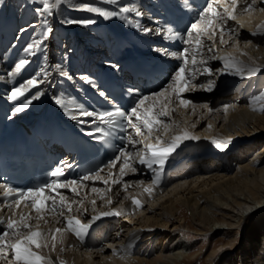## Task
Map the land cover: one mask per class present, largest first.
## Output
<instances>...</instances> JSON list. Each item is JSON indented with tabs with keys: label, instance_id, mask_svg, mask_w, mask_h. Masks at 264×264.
Returning a JSON list of instances; mask_svg holds the SVG:
<instances>
[{
	"label": "bare ground",
	"instance_id": "6f19581e",
	"mask_svg": "<svg viewBox=\"0 0 264 264\" xmlns=\"http://www.w3.org/2000/svg\"><path fill=\"white\" fill-rule=\"evenodd\" d=\"M170 1L117 0L116 4L110 5L104 0H62L53 15L41 16L36 11L42 6L39 0H0V87L6 84L12 90L36 76L42 82L24 95L27 99L32 96L38 98L18 115L22 117L42 110L52 115L65 112L66 115H77L80 105L77 103L76 91L82 88L78 89L81 84L91 83V78L96 74L93 69L96 65L104 64L100 68L108 66L119 69V63L122 67L126 66L130 56L157 51L156 44L160 39L158 35L166 29L161 14L165 9L163 2L166 4ZM84 3L112 12H118L124 6H135L142 15L130 12L104 17L78 10ZM262 8L264 0H256L250 12H243L241 8L236 21H229L236 43H217L219 51L215 52L217 56L231 54L246 65H259L261 71L251 76L220 73L217 70L224 67L223 61L209 59L214 53L204 49L203 59L207 60L206 66L211 67L213 73L211 76L198 74L193 84L198 81V85H206L207 80L212 79L215 87L209 91L210 94H193L194 99H200L193 106L202 107L205 113L202 114L201 110V115L191 127L181 120L177 121V109L186 108H176L175 104L171 106L175 111L168 122L174 120L175 125L164 139L167 140L173 133H180L187 128L203 141H184L168 158L155 183V170L159 166L153 165V169H149L137 163L134 165L137 171L129 172L123 178L129 184L126 192L122 185H116L101 199L99 194L91 192L92 187L107 189L100 181H85L88 187L82 190L80 196L61 190L70 201L83 199L87 212L83 209L77 211V204L73 205L71 213L83 223H88L100 212L123 210L124 214L121 216L101 217L89 229L91 232L99 228L102 242L114 235L111 241L108 240L109 244H95L92 248H87L74 233L66 231L57 234L55 251L50 247L37 251L50 256L54 262L63 260L66 264H191L192 260L188 258L190 242L184 238L181 230L190 229V224L181 215L186 207H180V204H184L190 210L196 225L194 232L208 233L210 237L220 233L216 242L226 239L209 252L205 263L201 261L200 254L192 257L193 261L198 260L197 264H264V143L261 149L255 150V143L249 142L243 150L239 149L237 152V149L218 150L215 144L205 140L247 138L257 133L259 128L264 129V113L259 110L264 102L261 100L255 105L252 103V98L260 94L259 89L264 82V29L259 27L264 25ZM152 10L154 12L151 14ZM158 15L162 20L157 19ZM144 18V24L139 25ZM68 20L94 22L68 23ZM137 25L140 28L136 30L134 28ZM47 27L52 32L44 38L41 34ZM143 28L152 31L145 32ZM41 39L43 43L34 50L35 55L25 53L27 45ZM225 39H228L227 34ZM204 42L209 43L207 40ZM20 59H28L30 63L16 72L15 65ZM41 68L49 73L47 77L42 74L37 76ZM61 72L68 75H61ZM71 72L73 76L70 77ZM85 76L90 82L82 79ZM198 90L206 89L198 87ZM57 99L63 100V105L57 103ZM204 105L207 107H203ZM225 105L229 106L227 111L224 110ZM254 107L257 110H253ZM204 116L209 118V124L201 129L202 123L199 122ZM150 142H155L154 138ZM140 147L141 145L127 146L130 151H136ZM199 147L202 148L201 152ZM98 169H103L100 175L104 178L112 173L119 174V166ZM140 181L144 183L140 184ZM149 186L153 188L151 194L144 190ZM130 196L138 198L142 205L147 202L155 204V200L151 199L158 196L156 199L161 200L162 208L157 211L155 207H149V211H145V208L134 205L130 198H126ZM108 199L113 201L111 205L107 203ZM93 200L96 201L95 210L91 203ZM22 211L31 209L23 206ZM170 214L174 215L172 226L168 225ZM122 216H127L124 222L121 220ZM128 219L133 220L132 224L127 223ZM133 223L140 227H133ZM109 225L112 227L109 228ZM154 226L155 231H151ZM39 227L47 232L48 229L64 228L65 223L63 217L48 216L47 223L40 221ZM240 227L244 229V236L238 241L236 235L240 231L236 229ZM119 235L123 237L117 242L119 246L113 250L111 246L115 244L112 241ZM0 264L14 262L9 257L0 259Z\"/></svg>",
	"mask_w": 264,
	"mask_h": 264
},
{
	"label": "snow or ice",
	"instance_id": "6c2138e0",
	"mask_svg": "<svg viewBox=\"0 0 264 264\" xmlns=\"http://www.w3.org/2000/svg\"><path fill=\"white\" fill-rule=\"evenodd\" d=\"M104 2L111 5L116 4L117 0H104ZM39 3L42 6L38 7L36 11L41 16H51L54 14L55 9L61 5L62 0H39ZM255 3L256 0H209L207 6L198 13L196 21L186 28L183 37L169 27L167 29V32L170 34L169 38H180L184 44L188 45V47H184L179 53H165L176 57L181 63L174 73L170 75L168 82L159 91L149 95H139L137 90L138 98L127 112L116 107H114V110L94 112L79 106L81 116L93 118L91 123L95 125V128L88 135L93 136L95 139L104 140L107 136L111 135L110 131H106L104 127H101V125H107L112 130L119 129L126 132L127 135L124 139L133 147L141 145L136 151H130L127 147H120L117 150V154L104 166L105 168H116L119 166L118 175L112 173L108 178H104L100 175L103 169H96L87 172L79 179L62 180L60 177L65 175L64 170L62 167H57L50 173L53 179L36 187L21 190L13 188L9 184H0V189H3L0 196L4 200V203H0V210H4L5 208L20 209L21 205L24 208L31 209V211L14 212L13 216H9L6 220L0 218V226H2L0 228V259L10 257L14 264H66L63 260L54 262L50 256L42 255L37 250L43 247H50L52 251H55L57 234L66 231H71L83 241L94 221L106 216H121L124 213L122 209H112L111 211L100 212L99 215L93 216L88 223H83L77 216L71 214L73 212V205L77 204L79 205L77 211L83 209L85 213L87 212V209L84 208L83 199L70 201L68 196L61 190H67L76 196H80L82 190L88 187L84 183L85 181H100L107 186V189L92 187L91 192L99 194L101 199L111 192L112 187L116 185H122L126 192L129 184L123 178L129 172L135 173L137 171V168L134 166L137 163L145 165L149 169H153V165L159 166L158 170H155L156 176L153 181L155 183L159 179V173L163 170L168 158L184 141L200 139V137L191 134L187 128L180 133H173L167 140L164 139L173 129V125H175L174 120L171 123L168 122L175 111L171 106L175 104L176 108L181 106L187 108L193 103L191 100L185 98L187 91H191L195 87L212 91L215 87V81L212 79H208L206 85L204 83H200L199 85L193 84L198 74L211 76L213 73V69L206 66L207 60L203 59L204 49L207 52L214 53L209 59L223 61L224 67L217 70L220 73H229L236 76H251L261 71L259 65H246L243 61L238 60L231 54L226 53L222 56L215 55V52L219 51L217 43L220 45H229L230 42L232 44L236 43L229 21H236L237 13L241 8L243 12L252 11ZM78 10L96 13L104 17L130 12H134L137 16L142 15L135 6H124L118 12H112L106 8L84 3ZM261 11H264V8ZM67 22L91 24L94 21L68 20ZM259 27L260 29H264V25H260ZM142 30L145 32L152 31L149 28H143ZM51 32L52 29L47 27L41 35L46 38ZM226 34L228 35V39H225ZM257 34L262 33H253V35ZM205 36H207L208 44L204 42L203 38ZM42 43V39L34 40L25 47V53L35 55L34 50L38 49ZM29 63L30 61L28 59H20L15 65V71L19 72ZM59 67L58 65L57 68ZM41 74L45 77L49 75L44 68L40 69L37 76ZM61 75L67 76L68 74L61 72ZM82 79L89 81L87 76L82 77ZM40 82L42 81L34 76L21 86L12 88L8 98L12 101H17L20 97L24 96L26 91L35 87ZM100 95L104 96L105 93L101 92ZM37 98L38 96H32L31 99L21 101L20 106L16 107L14 111L16 113L24 111ZM261 100H264V91L254 96L252 103L255 105ZM57 103L63 105L64 101L57 99ZM203 107H207V105ZM228 108L229 106L225 105L224 110L227 111ZM253 110L257 109L254 107ZM259 110L264 111V104H261ZM97 121H99V124H97ZM81 122L83 123L85 121ZM129 129L131 131H128ZM96 133H100V135L96 136ZM153 138L155 142H150ZM213 143L218 148L224 149L227 147L229 141L213 139ZM67 167H71V165H67ZM139 183L143 184L144 182L140 181ZM144 190L151 194L153 188L149 186ZM9 198H11V203L7 202ZM126 198H130L136 206H143L141 201L136 197L130 196ZM91 203L95 210L96 201L93 200ZM107 203L111 205L113 201L108 199ZM57 215L63 217L65 223L64 228L58 227L55 230L48 229L47 232L41 230L39 227L40 221L47 223L48 216ZM33 221L36 223L33 224ZM60 242L62 243V240Z\"/></svg>",
	"mask_w": 264,
	"mask_h": 264
},
{
	"label": "rangeland",
	"instance_id": "374dc122",
	"mask_svg": "<svg viewBox=\"0 0 264 264\" xmlns=\"http://www.w3.org/2000/svg\"><path fill=\"white\" fill-rule=\"evenodd\" d=\"M153 4V3H152ZM152 12H154L153 10L150 12L152 14ZM205 38V39H204ZM203 39L204 40H207V36H205ZM76 42V41H75ZM85 51V50H84ZM222 55V54H221ZM55 62V61H54ZM174 72H172L173 74ZM195 85H198V81H196L194 83ZM50 87V85H49ZM259 93H261V91H264V82L261 84V87L259 89ZM197 93H206V94H210V92L208 90H198V87H195L193 88V90L191 91H187L185 93V98L187 99H191L192 100V105L188 106L186 109H182V110H178L177 109V117H178V120H181L184 124H188L189 126H193V123L198 119V117L201 115L200 111L202 110V114L205 113V111L202 109V107L200 106H196L194 107L193 105H197V102L200 100H196L194 99L193 97V94H197ZM201 101H203V99H201ZM48 102H49V99H48ZM264 102V100H263ZM202 106V105H201ZM211 107V106H210ZM212 108V107H211ZM264 113V111H263ZM192 115V116H190ZM200 124L202 123V125L200 126L201 129H203L204 127H206L207 124H209V118H207L206 116L202 117L201 121L199 122ZM197 126H195L196 128ZM200 128L196 131L197 134H198V131H200ZM199 140L203 141L202 138H200ZM205 140H208L210 141L211 143H213V139H208L206 138ZM223 141H229L228 145L226 148V150H230V149H234L238 152V150H243L245 148V145L249 142H252V143H255L254 145L255 146V150L257 149H261L262 146H263V143H264V129L262 130L261 128H259L258 132L253 134V135H249L247 136V138H244V137H235V138H231V139H227V140H223ZM214 144V143H213ZM216 146V145H215ZM217 147V146H216ZM218 148V147H217ZM222 149V150H224ZM199 152L202 151V148H198ZM220 150V148L218 149ZM252 152V151H251ZM251 152L249 154H251ZM232 161V160H231ZM235 166V165H234ZM158 196H155L153 197L151 200H155V204H151V202H147V204H143V208H145V211H149V207H155V209L157 211L161 210L162 208V205L160 204V199H156ZM186 207L185 210L183 211V214L181 212V215L184 216L185 220L187 223L190 224V229L187 230L186 228H181L182 232H183V235H184V238L190 242V251H189V254H188V258L190 259V261L192 262L191 264H197L199 261H193L192 257H195L197 255H201V261H203V263H205L204 261L206 260V256L209 254V252L215 248L216 246H218L220 243L224 242L226 239H223L221 241H215V239L221 235L220 233H216L214 236L210 237V235H208V233H205V234H198L196 232H194V230H196V225L194 224L193 222V218H192V215L190 213V210L187 209V206H185L184 204H180V207ZM141 207V208H142ZM127 216H122L121 220H123L124 222V218H126ZM170 217H171V220L168 222V225H171L172 226V221L174 220V215L170 214ZM133 220H127V223H131L132 224ZM133 227L137 226V227H140V225H138L137 223H133ZM126 226V225H125ZM139 229V228H138ZM136 229V230H138ZM142 229V228H140ZM152 230L151 231H155V226L153 228H151ZM207 229V227H205V230ZM236 230H239L240 232L236 235V238L238 241H240L243 236H244V229L243 228H237ZM207 232V231H206ZM114 236V235H113ZM113 236L112 238H107L106 240H104V242H102V244H109V241H111L113 239ZM123 236H118L116 237L112 242L115 244L114 246L112 245V249L115 250L114 248H117V242H120L121 239H122ZM210 237V238H208ZM109 240V241H108ZM161 243L163 242V238L161 239L160 241ZM96 259H98V256L96 257Z\"/></svg>",
	"mask_w": 264,
	"mask_h": 264
}]
</instances>
